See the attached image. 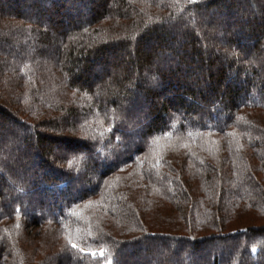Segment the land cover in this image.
Segmentation results:
<instances>
[{"label": "trees", "instance_id": "trees-1", "mask_svg": "<svg viewBox=\"0 0 264 264\" xmlns=\"http://www.w3.org/2000/svg\"><path fill=\"white\" fill-rule=\"evenodd\" d=\"M108 260L264 264V0H0V264Z\"/></svg>", "mask_w": 264, "mask_h": 264}, {"label": "rangeland", "instance_id": "rangeland-1", "mask_svg": "<svg viewBox=\"0 0 264 264\" xmlns=\"http://www.w3.org/2000/svg\"><path fill=\"white\" fill-rule=\"evenodd\" d=\"M41 1H43V0H41ZM18 199V197L15 195H11V197L9 198V201L11 202V200H15V199ZM103 264H111V262L108 260V261H106V262H104Z\"/></svg>", "mask_w": 264, "mask_h": 264}, {"label": "snow or ice", "instance_id": "snow-or-ice-1", "mask_svg": "<svg viewBox=\"0 0 264 264\" xmlns=\"http://www.w3.org/2000/svg\"><path fill=\"white\" fill-rule=\"evenodd\" d=\"M73 247H75V245H73ZM102 254V253H101Z\"/></svg>", "mask_w": 264, "mask_h": 264}]
</instances>
